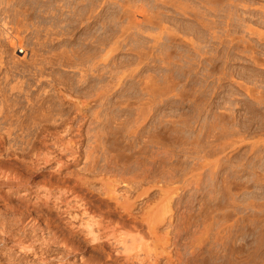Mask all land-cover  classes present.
Returning <instances> with one entry per match:
<instances>
[{
    "label": "rangeland",
    "instance_id": "374dc122",
    "mask_svg": "<svg viewBox=\"0 0 264 264\" xmlns=\"http://www.w3.org/2000/svg\"><path fill=\"white\" fill-rule=\"evenodd\" d=\"M5 1L9 2L7 4L10 11V31L9 35L0 36L2 65L8 60H16V63L29 60L30 53L39 42L50 38L52 34L55 36L54 32H59L61 25L65 26L63 19L66 13L65 0ZM147 1L126 2L125 7L129 14L120 18L122 22L115 17L111 22L112 29L100 32L113 33L108 49L111 48V55L115 57L113 65L121 68L117 75H113L111 81L117 85L111 84L108 94L110 99L112 98L111 101L113 98L117 101L121 110L131 112L133 119L129 124L131 130L135 131L143 126L147 127L146 130L150 129L154 124L152 119L155 118L156 105L160 110L162 126L172 125L171 127L176 128V133L172 130L170 136L169 133L162 135L161 139H164H160L157 147L149 145L153 152L160 151L159 164H162H158L156 166L158 169L150 171L148 176L147 174L143 176L144 173L138 171L140 176L137 172L123 173L117 170L115 173L116 170H111L112 165L107 166L102 155H99V162L92 173V165L89 159H86V155H89L92 145L96 143L94 135L99 132L101 125L92 121L95 117L87 113L91 121L90 123L87 121L82 129V133L87 134L80 148L83 157L78 164L68 169L65 182L71 184L75 182L77 176H83L86 182L81 184L79 190L101 206L110 204L120 210L122 204H130L125 202L126 199L134 202L130 210L134 214L145 213L154 227L155 237L146 235V238H149L146 250L152 255L159 256L161 263L158 264H166L168 257H171L170 260L174 264H264V27L252 24L249 19L250 13H246L244 18L248 19V24L259 32H248L246 29L233 32V27L229 28V32H223L219 28L210 30L203 28L201 33L190 30L184 32L183 28L192 29L191 14L186 15L177 9L175 21L164 20L157 26L154 24L159 23L157 18L154 19V16H158L156 9L153 8L154 11L150 0ZM254 1L251 8L264 6V0ZM138 8L141 11L145 9V12L144 10L138 12L140 11ZM169 8H172L171 5ZM126 16H129V19ZM85 17L84 21L82 20L84 24L87 21ZM210 18L214 17H208ZM129 22L132 25H128ZM178 25L181 27L177 28ZM53 35L51 37H54ZM11 38L13 41L16 40L15 43L21 41L20 43L25 45L23 53H17L13 46L10 47ZM119 41L120 48L117 44ZM164 45L166 47H163ZM42 52L43 49L39 53ZM18 66L20 68V64ZM182 69H185L184 72ZM158 81L163 84H159ZM115 91L116 94L112 95ZM147 99L150 103L146 101ZM64 106L67 110L74 108L73 103L69 105L65 103ZM85 108L83 111H86ZM142 108L144 112L140 114ZM180 128L184 131H180ZM6 131L11 134L8 135ZM28 133L24 127L16 129L13 126L10 130L2 128L0 131L4 150L2 157L24 167L12 157V153H19L27 148L26 139L30 137ZM138 145L141 146L137 144L136 147ZM108 153L115 155L113 150ZM154 155L145 157L146 164L152 161ZM178 162L183 163V166L180 164L179 166ZM44 172H38L30 178L32 189L43 185L46 180L55 181L54 177H49L47 171ZM62 180L64 179L61 178L58 182ZM0 181L3 179L0 178ZM1 188L0 231L4 224L3 230L7 227L4 233L0 234L2 235L0 239L3 237L5 246L12 249V252L16 251L19 256L26 257L25 263L122 264L120 258L113 253L107 257L110 250L106 245L99 247L96 242L89 243L81 233L71 227V221L73 223V220L78 219V216L74 219L73 214L76 211L71 210L69 215L67 211L61 212L57 207H48L42 202L38 203V206L26 205L22 198L13 199L9 193L3 194ZM167 201L170 202L169 206L166 204ZM7 222L11 223L12 227ZM34 232L44 237L43 242L49 251L38 254V251L29 250L28 252H31L24 255L18 251L21 250L18 249L19 242L31 246ZM7 233L12 236L9 237Z\"/></svg>",
    "mask_w": 264,
    "mask_h": 264
},
{
    "label": "bare ground",
    "instance_id": "6f19581e",
    "mask_svg": "<svg viewBox=\"0 0 264 264\" xmlns=\"http://www.w3.org/2000/svg\"><path fill=\"white\" fill-rule=\"evenodd\" d=\"M129 1L131 2V0H65L64 10L66 11V13L65 17L63 18L65 26L61 25L60 31L57 33L54 32L55 36L51 33L54 37H51V35L50 38L48 37L38 44L35 43L37 44V46L39 45V47L34 46L35 50H31L32 53H30V59L27 61L25 60V62L20 61L21 63H16V60H8L7 62H3V65L0 62V131L2 130V128H9L10 130V128H12L13 126L16 129H21V127H24L27 128V130L29 131L28 136H30L28 137V139L24 137L27 140H25L27 142V148H21L22 150L19 149V151L21 150L19 153H12V157L17 159L19 164L22 163L24 167H21L20 165L14 163L15 161L11 162L10 159L8 160L2 157V151L4 150L2 142L0 140V178L3 179L2 182L0 181V187H2L1 189L3 190V194L9 193L12 195L13 199L22 198L25 200L24 202L26 205L32 204L33 206H38V203L42 202L48 207H57L59 210H61V212L67 211L69 212V215L71 210L76 211V213H74L73 215L74 219H76V216H78V219L76 221L73 220V223L71 221V227H73L77 232L81 233L89 243L96 242L99 247L102 245H106L110 250V252H108L107 254V257H109L113 253L115 256L120 258L119 261H121L122 264H158L160 262L159 256L157 254L152 255L146 250L149 245V243H147V240L149 238H146V235L150 234L155 237L156 233L154 232V227L149 219H147V216H145V213L134 214L130 210L131 204H133L134 202H130L128 199H126L125 202L130 204H122V207L120 209L121 211L118 210L117 207L111 206L110 204L101 206V204L95 203L87 194L79 190L81 184L86 182L83 176H75L77 179L74 183L69 184L70 182H65L67 178L66 174L69 173L68 169L78 164L83 157V153L80 148L87 134H83L82 129L87 121H91L89 116H94L95 120L92 121H96L101 125V128L99 126V132L94 135V142L96 143L92 145L89 155H86V159H89L90 164L92 165V173L94 171V167L96 168L95 165L99 162V155H102L101 157H103L108 164L106 165L109 166L111 164V170H116L115 173H117V170L119 172L122 171L123 173H136L138 171L139 173H144V175H141L145 176L147 174L148 176V173L156 169V166L160 163V151L158 152V150H155L153 152V148L151 147L153 145L157 147L160 144L162 135H167L169 133L170 136L172 130H175L176 133V128L171 127L172 125L170 127L162 126L161 119L159 117L160 110L158 105H156L155 108V118L154 120L152 119V121H154L153 126H151V128L148 127L150 128L148 130H146L147 127L143 126L135 131L132 129V131L129 127V124L133 121L131 112L121 110L117 105V101H114V98L113 101H111L112 98L110 99V94H108L111 88L110 85H117L113 82V80L111 81V79L113 75H117L119 73L118 70H120L121 66L113 65L115 57L114 55H111V48L108 49L112 41L113 33L100 31H109L112 27L111 22H113L115 17L116 19H119L121 21L120 18L122 16L124 17L125 15L129 14L127 7H125V5L127 4L126 2ZM253 1L150 0V4L152 9H156L157 14L153 9L154 14L158 15L154 16L153 14L154 19L157 18V21L159 22L154 23L156 21L154 20L153 23L157 24V26L158 24L161 25V22L164 20L167 21L171 19V21H175V18L178 15L177 9H179V11L186 13V15L191 14L193 16V23H191L192 29H190V27L183 28L184 32L186 30L200 32L203 28H207L208 30L212 28H219L222 29L223 32H229V28L231 27H233V32H237V30L239 29H246L248 32H259V30H256L255 27L253 28L248 24L247 18H244V15L246 13H250L249 19H251L250 21L253 22L252 24L258 25L259 27H264V6L261 5L257 8H251V6L253 5ZM7 3L9 4V2L5 0H0V36L2 37L9 35L10 31V11L9 5ZM168 4L169 6L171 5L172 8H169V6H167ZM99 8H101L100 11H98ZM143 10L145 12V9ZM142 11L140 10L138 12ZM219 13H221V15ZM84 16H86V24L82 23L84 21ZM188 16L190 17V15ZM211 16L214 18L208 19V17ZM64 22L62 24H64ZM83 24L84 26H82ZM149 24L151 25V23ZM120 25H122V23ZM128 25L132 24H130L129 22ZM136 27L138 28V26ZM178 27L181 26L178 25L177 28ZM48 34L50 35V33ZM166 37L168 36H165V38ZM127 39L130 40V38ZM136 39L137 38L135 37V40ZM172 39H174V37ZM15 41L16 40L13 41V39L11 38L9 43L10 47L13 46V50H15L17 53H23L25 48L23 46L25 45L21 44V41H18L16 43ZM37 41L38 39L36 40V42ZM119 43L120 41L117 43L118 47L120 48L121 44ZM118 47L115 48L118 49ZM163 47L166 46L164 45ZM42 49L44 52H46H42L41 54L39 52ZM128 49L129 48H127V50ZM138 49L140 51V48ZM47 53L49 54L46 55ZM170 57L171 55L169 56V58ZM17 62L19 61L17 60ZM164 62L165 60L163 61V63ZM18 64H20V68ZM167 69L169 70V68ZM146 82L149 81H145V83ZM160 83L161 82H159V84ZM162 84L163 83H161V85ZM141 85L143 84L141 83ZM120 86L122 85L120 84ZM101 91H104L105 93H101ZM113 94H116V91L115 93H112V95ZM88 98H90L89 101H87ZM146 101L150 103L148 99ZM90 102H93L94 104L92 105L90 104ZM65 103H67L68 105L70 103H73L74 108L72 110H67L64 106ZM84 108L86 109V111H83ZM94 108H98V110H95ZM143 112L144 109L142 108L140 114H143ZM87 113L91 115L87 116ZM133 117H135V115ZM173 123H175V121ZM182 130L183 129H181L180 131ZM9 134H11V132ZM8 137L9 136H7V138ZM172 139L173 138H171V140ZM176 140L177 139H175L174 141ZM181 140L183 139L181 138ZM137 144H140L141 146L139 147L138 145V147H136ZM149 145H151V147ZM134 147L138 149L135 150L136 148ZM112 150L115 152V155H111L110 153H108ZM152 154H155L152 157V161L146 164V162L144 161L145 157H150ZM182 161L183 159H181L180 162ZM165 164L166 162L162 166L164 167ZM179 164L180 163L178 162V165ZM44 171H47L50 174L49 177H54L55 181L46 180L43 185L37 186L32 189V187H30V178L34 174ZM138 172L137 174H139ZM88 173L90 174L91 171H89ZM61 178L64 180L58 182V180L60 181ZM169 203L170 202L166 203L168 204L167 206L170 205ZM7 224L12 227L11 223L7 222ZM3 227L0 231V234L4 233V230L7 226L4 228V230ZM10 227L8 226L9 229ZM25 231L30 232V230L28 229H25ZM10 234H12V231ZM6 235H8V233ZM32 235H34V237ZM32 235L30 236H32L34 240H32L31 246L30 244L27 246L25 245V243L22 244V241H20V239L17 240V242L20 241V248L18 247V249H21L18 251H21V253H23L24 255L29 254L33 250L36 252L38 251V254H40L42 251H49L48 246L45 244V242H43L44 237L42 238V235L38 236L35 232ZM16 245L18 246V244ZM11 250L5 246L2 237V239H0V264H27L25 263L26 257H22L23 255L19 256L16 251L12 252ZM29 250L31 251L28 252ZM36 252L35 254H37ZM31 254H33V256L35 255L34 253ZM170 259L171 257H168L166 264H174V262H172V260Z\"/></svg>",
    "mask_w": 264,
    "mask_h": 264
}]
</instances>
